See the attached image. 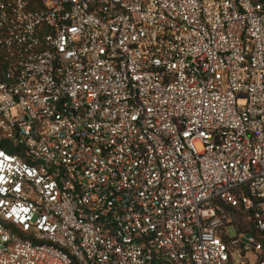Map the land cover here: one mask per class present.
Here are the masks:
<instances>
[{"label":"built area","instance_id":"obj_1","mask_svg":"<svg viewBox=\"0 0 264 264\" xmlns=\"http://www.w3.org/2000/svg\"><path fill=\"white\" fill-rule=\"evenodd\" d=\"M39 4L0 0V264H264V0Z\"/></svg>","mask_w":264,"mask_h":264},{"label":"trees","instance_id":"obj_2","mask_svg":"<svg viewBox=\"0 0 264 264\" xmlns=\"http://www.w3.org/2000/svg\"><path fill=\"white\" fill-rule=\"evenodd\" d=\"M28 1L30 2L31 7L33 9L38 10V9L41 8V5L39 4V0H28ZM249 215L250 214L248 212H245V211H243L241 209L239 210V213H238L237 216L239 218V221L241 222L240 226L242 228H246L247 230H251L253 234L262 235L264 237V233L263 232H261L259 230H256L255 228L253 229V227L251 229H249V227H247L248 226L247 224L249 223V221H248L249 220Z\"/></svg>","mask_w":264,"mask_h":264},{"label":"rangeland","instance_id":"obj_3","mask_svg":"<svg viewBox=\"0 0 264 264\" xmlns=\"http://www.w3.org/2000/svg\"><path fill=\"white\" fill-rule=\"evenodd\" d=\"M197 146H198V149L200 150L201 149L200 146L199 145H197ZM229 234L231 237L236 236L237 230L234 227H231V228H229Z\"/></svg>","mask_w":264,"mask_h":264}]
</instances>
